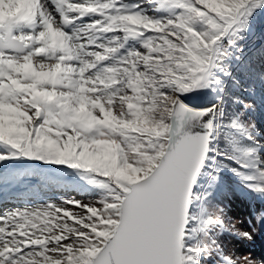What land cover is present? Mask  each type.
Here are the masks:
<instances>
[{
  "label": "snow or ice",
  "instance_id": "1",
  "mask_svg": "<svg viewBox=\"0 0 264 264\" xmlns=\"http://www.w3.org/2000/svg\"><path fill=\"white\" fill-rule=\"evenodd\" d=\"M143 2L181 11L0 0V162L63 166L95 191L0 210V264H264L225 252L221 232L251 239L256 227L240 230L207 199L224 169L264 195L256 124L222 97L181 99L229 75L218 42L246 26L252 0ZM86 16L98 18L77 23Z\"/></svg>",
  "mask_w": 264,
  "mask_h": 264
},
{
  "label": "rangeland",
  "instance_id": "2",
  "mask_svg": "<svg viewBox=\"0 0 264 264\" xmlns=\"http://www.w3.org/2000/svg\"><path fill=\"white\" fill-rule=\"evenodd\" d=\"M119 2L127 5L139 4L140 7L133 10H143L146 14L153 15L157 18L162 17V13L169 12L168 17L176 14L174 13L176 12V9H172V7L165 6L157 8L155 4L144 3L143 0H119ZM258 11L264 12V0H252V3L249 6L250 15L242 18V20L246 21V26L243 27L242 30H238V35L225 36L220 42H218L221 51L226 50L227 52L223 64L226 66L229 75L225 76L222 72L217 71L215 73V75L219 77L217 83H213L206 88L184 93L181 97L193 103L216 100L218 107H220L221 104L217 97L223 98L224 94H226V88H231L232 91L236 89L234 87L235 84L231 81V77L234 74H240L242 79L239 80V86L242 89L247 87V89H250V93L245 92L239 94L241 96L239 99L250 104L251 107L245 110L244 104L235 103L233 111H244V118L253 121L256 124L257 129L260 132L258 139L264 143V46L260 45L261 39L259 38V35L262 34V25L257 22L256 26L252 24L253 29L248 27L250 25L248 21H251V19L253 20L255 18L254 13ZM95 18L98 17L86 16L77 23L83 24ZM203 25L206 26L204 23ZM235 27L237 26H234V28ZM106 35L110 36L112 34ZM239 36H242L243 38L240 39L238 38ZM228 39H234V45L228 46ZM130 43H134V41H130ZM225 46L227 47L225 48ZM251 56L254 59H251L253 61H250L251 66H249L247 62L249 58H252ZM244 78H247L248 81L245 82ZM221 89L223 91H221ZM223 100L225 102L223 106L227 110L228 105H226L225 96ZM227 111L229 112V109ZM4 150L5 148L0 145V151ZM260 155L261 158H264V147L261 148ZM24 162L30 161L28 159L20 158L0 162V171L5 170L7 167L16 168ZM7 174L11 175V173ZM219 176L220 179L215 185V188L207 189L211 192V195L207 199L210 200L212 204L218 203L224 207L226 209L227 222L235 223L240 230L251 231L253 227H256L255 232L252 233L251 239L235 235L231 232H221L218 236V241L221 247H223L226 253L230 252L235 256L247 255L256 259L264 260V223L260 226L255 225V212L258 209H264V195L257 194L246 187L241 183L238 177L227 169L220 172ZM6 179L9 178L5 176L0 178V210L21 208L49 200L42 195L41 198L29 197L25 201H20L17 194H19L22 189L20 186L21 181L18 180L15 183V179ZM204 179L206 181L207 178ZM71 192H73V190ZM218 260L219 257L213 258L209 261V264H217Z\"/></svg>",
  "mask_w": 264,
  "mask_h": 264
},
{
  "label": "trees",
  "instance_id": "3",
  "mask_svg": "<svg viewBox=\"0 0 264 264\" xmlns=\"http://www.w3.org/2000/svg\"><path fill=\"white\" fill-rule=\"evenodd\" d=\"M172 9H176V12L174 13L181 11V9L178 8ZM168 14L169 12L162 13L161 15L162 17H168ZM254 15L255 18L253 20L251 19V21H248L250 24L248 27L253 29L252 24L256 26L257 22L262 25V36L259 35V38L261 39L260 45L264 46V12L258 11L255 12ZM195 26L197 27V30L200 31L206 30L207 28V26L203 25L202 21H197ZM251 59L254 58L252 57L248 59L247 63L249 66H251L250 61H253ZM231 78L232 83L238 86L234 85L236 89L233 91L231 88H228L229 90L227 88L225 89L226 94H224V96L226 105H228L227 110L229 109L230 113L233 112L235 105L233 98H240L241 96L239 94L241 93H250V89H247V87L242 89L239 86V80L242 79L240 74H234ZM244 81L246 82L248 79L244 78ZM29 161L30 162H24L22 165L16 168L7 167L5 170L0 171L3 177L5 176L9 178L6 180L15 179V183L18 180L21 181L20 186L22 189L19 194H17V197L20 201H25L29 197L41 198L42 195L49 200L55 199L58 196H75L79 199H88L95 195V191L91 188V186H89L85 180H82L75 171L67 169L63 166L44 164L43 162L35 160ZM221 172H223V170ZM7 173H11V175H8ZM72 190L73 192H71Z\"/></svg>",
  "mask_w": 264,
  "mask_h": 264
},
{
  "label": "water",
  "instance_id": "4",
  "mask_svg": "<svg viewBox=\"0 0 264 264\" xmlns=\"http://www.w3.org/2000/svg\"><path fill=\"white\" fill-rule=\"evenodd\" d=\"M181 99L183 100V102L187 105H190L192 106L193 108H201V107H210L211 105L213 104H216L218 106V103L216 100H211V101H208V102H203V103H193V102H190L188 101L187 99L185 98H182ZM208 117H205V119H207ZM187 126V125H186Z\"/></svg>",
  "mask_w": 264,
  "mask_h": 264
}]
</instances>
